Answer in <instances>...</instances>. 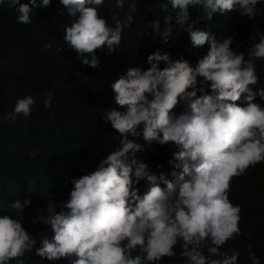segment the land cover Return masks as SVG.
Here are the masks:
<instances>
[{
	"label": "clouds",
	"instance_id": "clouds-1",
	"mask_svg": "<svg viewBox=\"0 0 264 264\" xmlns=\"http://www.w3.org/2000/svg\"><path fill=\"white\" fill-rule=\"evenodd\" d=\"M51 3L0 0V6L17 13L19 24H31L32 8ZM60 3L70 19L63 40L82 65L92 68L100 66L98 53L117 51L139 11V0H114L125 15L112 13L109 20L102 15L106 0ZM259 5L264 0L162 2L166 14L149 22L159 42L172 47L174 31L184 30L191 48L207 45L206 54L193 64L183 53L173 56L156 48L146 57L147 68L129 66L110 82L118 107L100 116L115 130L118 143L94 169L81 168V175L69 178L67 199L57 203L49 197L46 208H37L31 224L47 226L39 238L24 226L22 213L31 205L27 194L8 203L11 211L0 215V264H26L33 254L52 264L61 259L68 264H164V258L174 257L179 264H240V251L224 246L242 234V207L230 199L233 178L264 163V86L255 87L257 62L264 61V30L256 23L264 8ZM193 9L201 13L204 28L197 27ZM233 12L255 21L244 50L233 47L235 32L217 37L207 26ZM53 99L51 91L43 99L18 96L12 111L0 118L28 119L38 103L52 108ZM157 144L174 149L170 173L153 172L141 156ZM37 154V149L29 153ZM248 259L261 264L251 246Z\"/></svg>",
	"mask_w": 264,
	"mask_h": 264
},
{
	"label": "trees",
	"instance_id": "trees-1",
	"mask_svg": "<svg viewBox=\"0 0 264 264\" xmlns=\"http://www.w3.org/2000/svg\"><path fill=\"white\" fill-rule=\"evenodd\" d=\"M162 2L165 0H139V11L133 13L134 22L125 29L117 51L98 53L99 68L82 65L77 54L68 49L63 32L70 19L60 0H52L51 6L32 8L31 24L17 23V13L0 6V117L12 111L18 96L36 95L43 99L49 91L54 94L52 108L45 109L38 103L28 119L0 118V215L11 211L8 203L14 198L23 199L27 194L31 205L22 213L24 226L37 238L46 234L43 231L46 225L31 224L37 208H46L49 197L57 203L61 198L67 199L72 187L69 178L81 175V168L94 169L98 160L118 143L115 130L100 116L102 111L118 107L113 101L110 82L129 66L147 68L146 57L156 48H163L173 56L183 53L193 64L206 54L207 45L191 48L184 30L178 34L174 31L176 43L172 47L159 42V33L152 32L149 22L162 20L166 14L160 8ZM112 13H118L121 19L125 15L115 7L114 0H106L102 15L110 20ZM192 14L197 27L204 28L206 22L200 20L201 13L193 9ZM256 20L260 23L257 26L264 30V17ZM253 23L254 20L233 12L214 17L207 26L217 37L235 32L237 41L233 47L239 51L248 47L250 40L246 37L254 31ZM46 43L51 44L48 50L44 49ZM257 63L260 82L255 87H261L264 61ZM182 107L178 106L176 111ZM33 149L38 150L35 158L29 155ZM173 150L157 144L141 156L153 172L170 173L172 166L168 160ZM158 164L162 167L157 168ZM230 199L242 207V234L230 240L225 249L230 252L231 248H237L241 253L240 264H251L248 259L251 246L264 264V163L250 168L244 176L233 178ZM34 260L40 261V257L33 254L26 258V264H33ZM40 264L52 262L45 259ZM55 264H68V261L61 259ZM164 264H179V258H164Z\"/></svg>",
	"mask_w": 264,
	"mask_h": 264
}]
</instances>
